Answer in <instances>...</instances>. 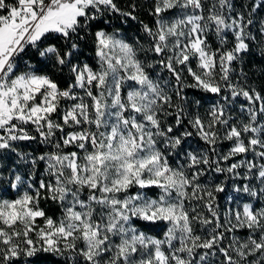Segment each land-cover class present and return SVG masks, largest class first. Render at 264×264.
I'll return each instance as SVG.
<instances>
[{
    "label": "snow or ice",
    "instance_id": "obj_1",
    "mask_svg": "<svg viewBox=\"0 0 264 264\" xmlns=\"http://www.w3.org/2000/svg\"><path fill=\"white\" fill-rule=\"evenodd\" d=\"M207 3L152 0L153 24L138 21L145 48L119 28L94 25L105 13L137 21L135 2L124 11L114 0H0V160L15 154L29 165L24 175L10 171L7 187L0 181V192L15 191L0 198V264H32L38 253L63 264H264V205L228 196L221 211L217 200L227 180L238 195L264 197V95L232 78L249 51L245 41L256 39L253 15L264 0L242 11L233 0H212L206 10ZM81 33L92 35L95 67L78 60ZM28 49L39 66L19 70ZM155 66L168 79L153 78L147 69ZM186 88L219 99L201 115V100L189 102ZM241 97L246 119L237 120ZM193 137L203 147L180 151ZM37 139L52 150L31 158L18 151L19 142ZM39 162L47 178L35 181ZM209 173L225 181L202 183ZM42 200L62 215H48ZM138 221L164 223L163 238Z\"/></svg>",
    "mask_w": 264,
    "mask_h": 264
},
{
    "label": "trees",
    "instance_id": "obj_2",
    "mask_svg": "<svg viewBox=\"0 0 264 264\" xmlns=\"http://www.w3.org/2000/svg\"><path fill=\"white\" fill-rule=\"evenodd\" d=\"M117 6L124 10L128 11L129 5L133 2L137 4L136 15L137 21L128 20L126 23L124 22V18L118 14H109L105 13L100 21L94 22L95 24H100L107 31H112L113 28H119L121 35L125 38V40L129 43H136L143 45L145 48L148 47V41L145 37V34L142 31L141 24L138 21H143L145 24L152 25L154 22V17L150 15V9L152 7V0H114ZM212 0H208V3L205 5V9L209 4H211ZM253 0H233L237 11L244 10V6H248L250 9L251 3ZM259 3V0H256ZM205 10V14L207 11ZM253 26H251V33L256 37L255 40L245 41L246 43H250L249 51L242 53V60L235 62L234 68L235 71L232 73L233 82L239 81V83L243 84L245 87L255 88L257 91L261 92L264 95V35L260 34V24L261 21H264V9H258L257 13L253 15ZM99 30L97 27H93L91 32H95ZM81 35H85L81 33ZM208 41L213 47L219 46V41L217 37L209 32ZM234 37L231 33L228 35V47H231L234 44ZM51 43V41H46L45 44ZM79 51L77 53V57L79 62L81 63H89L92 66H96V56H95V46L92 43V35H85L83 40H79ZM141 59H146L151 61L153 58V54L150 52H141ZM40 58L38 57L36 51L34 49H28L26 54H22V59L19 61V70L24 69L25 62H30L34 66H39L37 61ZM75 62V61H74ZM241 69L243 73L246 74V78L241 75ZM149 74L155 78L157 75L163 77L164 79H168L167 72L161 71L159 66H155L154 68L147 69ZM187 82H191V78H188ZM163 83V81H161ZM63 86V84L61 85ZM184 94L187 96L189 102L194 100H201L202 107L200 108V113L203 115L209 105L215 100L219 99L211 94H205L199 90L194 89H185ZM173 102H178V97L173 96ZM244 103L243 98H239L236 104L233 107L232 115L235 119H246L245 116H241L240 113V104ZM188 110H193V105L189 103ZM168 122L174 123L172 117H168ZM223 133H221L222 135ZM230 141H223L220 144L222 150H227L230 147ZM203 147V142L198 138H190L184 145L180 151L189 150V149H197ZM50 146H46L39 142V139L36 141H25L19 142L18 151L30 154L29 158L32 156H39L45 152L51 151ZM239 159V158H237ZM170 163L173 166H176L178 157L175 155L169 157ZM182 162V161H181ZM29 165H25L15 154H9L4 159L0 160V181H3V187H7V179L10 175V171L18 172L21 175H24L28 170ZM45 175V164L44 162H39L36 166L35 177L34 180L38 181L39 179H46ZM221 181H225L224 175H217L215 173H209L207 176L201 178L202 183H211L218 184ZM235 183L241 184L244 181L237 180ZM253 184L258 187L256 181H253ZM226 190L224 193L217 194V200L221 205V211L224 210L226 205V198L228 196L237 197L239 200L240 196L243 197V202H252L257 207L264 205V197L260 199L248 197L246 194H236L233 192V181L227 180L225 182ZM135 190L133 189V192ZM158 189H150L148 190V195L151 198H156L158 194ZM15 191L9 190L8 192H0V198L3 199H11L14 198ZM41 207L45 209L46 213L53 218H59L62 215V211L60 207L53 203L52 201H41ZM42 223V221H38ZM136 226L141 230L146 232L148 235L154 236L156 238H163V234L166 231L167 226L163 223H158L156 225H147L145 226L144 222H136ZM240 235H244L243 230ZM32 264H63V260L59 257L54 256L51 253H38L35 257L31 258Z\"/></svg>",
    "mask_w": 264,
    "mask_h": 264
},
{
    "label": "rangeland",
    "instance_id": "obj_3",
    "mask_svg": "<svg viewBox=\"0 0 264 264\" xmlns=\"http://www.w3.org/2000/svg\"><path fill=\"white\" fill-rule=\"evenodd\" d=\"M120 34H121V33H120ZM224 141H226V140H224ZM222 142H223V141H222ZM222 142H221V143H222ZM221 143H220V144H221ZM241 171H243V170H241ZM239 181H241V180H239ZM163 224H164V223H163Z\"/></svg>",
    "mask_w": 264,
    "mask_h": 264
}]
</instances>
